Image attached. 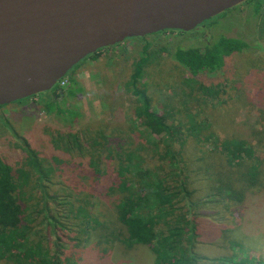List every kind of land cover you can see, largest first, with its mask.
<instances>
[{"label": "trees", "instance_id": "16d2710c", "mask_svg": "<svg viewBox=\"0 0 264 264\" xmlns=\"http://www.w3.org/2000/svg\"><path fill=\"white\" fill-rule=\"evenodd\" d=\"M246 5L251 6L256 18H261V37L264 35V0H249ZM228 12L204 26H218L217 20L227 17ZM179 33L185 34L165 31L127 40L139 47L140 57L129 59H135L131 67L135 74L129 78L121 100L120 109L126 107L127 101L131 107L130 113L121 111L125 116L124 123L116 122L113 117L101 124L82 125L85 116L73 105V101L85 94L77 78L81 64L88 59L97 61L108 50L115 51L108 58L118 59L117 49L123 44L89 56L53 90L36 96L43 97L42 104L49 115L55 116L63 125H69L66 129H58L56 136L51 134L56 150L67 154V183L75 182L87 187V182L92 179L100 180L97 189L86 192L92 193L91 199L83 194L85 191L78 194L72 184H67V218L84 224L82 229H79V224L76 232L68 229L67 240L84 239V231L91 227L93 231L89 241L99 235L98 248L100 239H112L113 244L125 248L146 247L154 256V264H200L201 260L213 264H244L245 257L233 262L224 256L220 259L201 256L200 250L196 249L203 223L195 210L203 205L213 207L223 218L229 212L230 216L239 215L237 213L245 202V193L257 184L262 170L254 146L245 140L222 139L214 133L212 123L198 124L197 107L215 94L214 86L198 85L196 80L202 75L215 78L217 73L225 70L228 58L249 52L252 45L238 37L222 34L203 47H177L174 50L177 45L173 44L172 35ZM152 47L153 53L161 50L168 52L172 47L183 73L189 76L183 80V85L192 87L191 91L195 88L199 96L197 99H193L195 96L191 92V101L184 103L181 98L185 97L180 94L177 97L179 107H173L172 100L161 99L157 91L150 93L151 86L144 82L148 78L140 77L147 73L146 66L153 59L148 55ZM124 60H128L127 57L120 62ZM184 94L188 96L186 90ZM184 118L188 124L181 122ZM80 125V129L76 130V126ZM133 135L140 138L139 143L134 141ZM17 137L22 153L18 162L12 164L0 155V264H62L60 251H55L56 254L50 257L47 234L51 225L56 232L62 225L57 217L51 216V212L45 214L46 209L42 208L47 194L43 185L48 183L55 187L57 184L51 179L52 175L55 171L61 173L62 169L41 158L27 139ZM191 142L193 145H189ZM190 154L198 157V169L204 173L201 176L209 177L211 184L202 199L195 200L196 190L191 189ZM246 160L250 162L244 164ZM45 162L47 167L43 165ZM95 202L105 206L104 209L101 206L100 218L86 209L96 206ZM47 205L49 207V203ZM107 223L113 224L112 229L104 230ZM46 224L49 226L45 232ZM231 251L239 253L235 247Z\"/></svg>", "mask_w": 264, "mask_h": 264}, {"label": "rangeland", "instance_id": "374dc122", "mask_svg": "<svg viewBox=\"0 0 264 264\" xmlns=\"http://www.w3.org/2000/svg\"><path fill=\"white\" fill-rule=\"evenodd\" d=\"M252 12L251 6L245 3L228 12L227 17L219 18L218 26L210 24L194 33L172 35L171 40L177 45L174 50L177 47H203L215 41L217 37L220 38L222 34L228 37H238L252 45L249 52L228 58L225 70L217 73L215 78L202 75L196 80L198 85L215 87V90L213 87L215 95L196 109L198 124L212 123L214 133L222 139L247 141L258 152L257 160L261 163L262 169L257 184L245 193V202L240 205L242 209L236 212L239 215L230 216L229 212L228 216L223 218L224 216L217 214L213 207L203 205L195 210L198 219L203 223L202 233L199 235L201 238L196 249L200 250L201 256L218 259L224 256L231 258L233 262L245 257L244 264H264V35L260 37L261 18H256ZM262 26L264 28V24ZM177 36L181 38L178 39ZM159 48L162 49L160 45ZM150 49L152 51L148 55L153 59L146 66L147 73L140 77L148 78L144 82L151 86L150 93L157 91L161 94V99L167 102L172 100L170 103H173V107H179L180 102L177 97L180 94L185 97L181 98L184 103L191 101L192 93L195 96L193 99H197L198 91L195 88L191 91L192 87L183 85V80L189 76L183 73V67L175 59L172 47L168 52L161 50L158 53H153V47ZM117 50L118 59L113 57L111 60L108 58L109 55L103 53L97 61L89 59L84 61L77 71V78L85 94L73 101V105L85 116L82 125L93 122L101 124L113 117L117 120L116 122L124 123L125 116H122L121 111L126 110L128 113L131 111L129 101L126 102V107L121 108L123 110L120 106L125 95V86L129 78H133L135 74L134 68H131L135 59H129L139 58L140 49L135 47L134 43L127 41ZM125 57L128 60L120 62ZM185 90L188 96H185ZM42 99L43 97H36L32 101L23 100L0 109V155L12 164L18 162L22 154L18 147L20 140L17 136H19L27 139L33 149L40 153L41 158L48 159L47 162L62 169L61 173L55 171L56 173L52 175L51 179L57 184L55 187L54 184L50 186L45 183L46 185H43L47 194L44 199L46 204L42 208L46 209L45 214L51 212V216L57 217L59 224L62 225L58 228L59 232H56L53 225L47 232L51 248L50 257L56 254L55 251H60L62 264H154V256L146 247L125 248L117 243L113 244L112 239L108 241L100 239L98 248L99 235L91 237L89 241L93 231L90 226V229H86L83 233L84 239L67 240L68 229L76 232L75 228L79 224V229L84 227L83 222L67 218V184H72L74 187L72 188L78 194L85 191L83 194L91 199L90 194L92 193L87 194L86 192L92 188L97 189L100 180L92 179L87 182V187L91 189L75 182L67 183V154L56 150L52 138L56 136L58 129H66L69 125H63L62 121L49 115L44 109ZM181 122L187 123V119L184 118ZM82 125L76 126V130H79ZM133 139L136 143L140 142L137 136L133 135ZM197 158L190 154L192 164L189 165V172L193 180L191 189L196 190L195 200L202 199L207 192V187L211 185L208 176V178L201 176L204 173L198 169ZM47 162L43 164L45 167H47ZM246 162L250 161L246 160L244 164ZM95 203L96 206L86 209L100 218L99 213L105 206L99 202ZM112 225L107 223L104 230L112 229ZM48 226L46 224L43 229L45 232ZM232 247L239 250V253L234 254L231 251ZM200 264L213 263L208 261L205 263L201 260Z\"/></svg>", "mask_w": 264, "mask_h": 264}, {"label": "water", "instance_id": "95a60500", "mask_svg": "<svg viewBox=\"0 0 264 264\" xmlns=\"http://www.w3.org/2000/svg\"><path fill=\"white\" fill-rule=\"evenodd\" d=\"M249 0H0V107L53 90L100 50L193 32Z\"/></svg>", "mask_w": 264, "mask_h": 264}, {"label": "crops", "instance_id": "0c3cea01", "mask_svg": "<svg viewBox=\"0 0 264 264\" xmlns=\"http://www.w3.org/2000/svg\"><path fill=\"white\" fill-rule=\"evenodd\" d=\"M106 53L107 55H111V57L114 55L115 51L113 50H108L107 52H104ZM103 55V54H102ZM109 57V56H108ZM110 59V58H109ZM99 60V59H98ZM112 60V59H111Z\"/></svg>", "mask_w": 264, "mask_h": 264}, {"label": "flooded vegetation", "instance_id": "af4514ba", "mask_svg": "<svg viewBox=\"0 0 264 264\" xmlns=\"http://www.w3.org/2000/svg\"><path fill=\"white\" fill-rule=\"evenodd\" d=\"M204 27H205V26L203 25L202 27H200V29H203ZM197 30H199V29H197ZM197 30H196V31H197Z\"/></svg>", "mask_w": 264, "mask_h": 264}]
</instances>
